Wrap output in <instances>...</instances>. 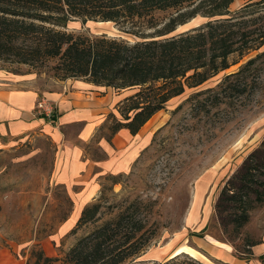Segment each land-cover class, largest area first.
<instances>
[{
	"label": "rangeland",
	"instance_id": "rangeland-1",
	"mask_svg": "<svg viewBox=\"0 0 264 264\" xmlns=\"http://www.w3.org/2000/svg\"><path fill=\"white\" fill-rule=\"evenodd\" d=\"M246 3L236 0L231 11ZM260 14H264V5L255 9L253 16ZM155 16L161 28L172 11H159ZM208 21L199 15L179 25L168 37ZM260 28L264 29V23ZM64 30L134 40L111 21L75 19ZM261 52L264 46L245 56L231 55L228 69L197 87H186L137 135H118L122 129L113 133V126L122 117L120 102L138 89L117 92L112 88L121 93V100L112 105L96 140L81 143L93 159H104V174L96 168L100 174L97 183L82 198L78 195L80 186L58 183L59 149L46 134L38 132L0 145V264H33L34 250L52 258L64 257L101 222L77 227L83 210L94 203L101 205L104 222L125 211L148 216L145 229L153 232V237L138 257L125 264L185 258L204 264H264V204L251 212L242 231V240L262 243L251 249L249 260L236 252L233 244L240 242L227 239L215 216L224 184L264 139V56L250 71L229 76ZM54 64L50 61L35 67L0 62V70L32 76V84L48 92L61 80L52 69ZM79 130L80 125H72L65 131L74 137ZM101 136L104 152L97 145Z\"/></svg>",
	"mask_w": 264,
	"mask_h": 264
},
{
	"label": "trees",
	"instance_id": "trees-1",
	"mask_svg": "<svg viewBox=\"0 0 264 264\" xmlns=\"http://www.w3.org/2000/svg\"><path fill=\"white\" fill-rule=\"evenodd\" d=\"M235 1L0 0V62L43 67L55 61L52 69L61 80L83 78L117 92L138 89L120 102L122 117L113 126V133L127 129L137 135L186 87H197L228 69L231 55L245 56L264 46V29L260 28L264 14L253 16L264 0H247L243 7L231 11ZM159 11H172L161 28L155 16ZM199 15L209 21L168 37L179 25ZM75 19L114 22L134 40L64 30ZM263 56L264 52L259 53L229 76L250 71ZM216 99L221 102L219 96ZM263 204L264 139L226 181L215 204V216L224 235L231 243L241 244H233L241 258L249 260L251 249L261 243L242 240L241 235L251 212ZM100 208L94 203L83 210L78 228L101 222L64 257L52 258L34 250L33 264H125L138 257L153 237V232L145 229L148 216L125 211L104 222ZM156 264L204 263L185 258Z\"/></svg>",
	"mask_w": 264,
	"mask_h": 264
},
{
	"label": "crops",
	"instance_id": "crops-1",
	"mask_svg": "<svg viewBox=\"0 0 264 264\" xmlns=\"http://www.w3.org/2000/svg\"><path fill=\"white\" fill-rule=\"evenodd\" d=\"M33 80L32 76L19 77L0 70V145L38 132L46 134L59 149L55 174L58 183L80 186L78 195L82 198L92 190L97 177L104 174V159H93L81 143L96 140L112 105L121 100V93L81 78L57 80L50 91L42 92L32 84ZM41 97L56 102L57 126L47 124L36 114V104ZM72 125H80L74 137L65 131ZM119 134L127 136L130 132L122 129ZM97 145L104 152V136L98 139ZM98 167L100 174L95 171Z\"/></svg>",
	"mask_w": 264,
	"mask_h": 264
},
{
	"label": "built area",
	"instance_id": "built-area-1",
	"mask_svg": "<svg viewBox=\"0 0 264 264\" xmlns=\"http://www.w3.org/2000/svg\"><path fill=\"white\" fill-rule=\"evenodd\" d=\"M36 114L44 117L53 126L58 125V106L56 102L41 97L36 104Z\"/></svg>",
	"mask_w": 264,
	"mask_h": 264
}]
</instances>
